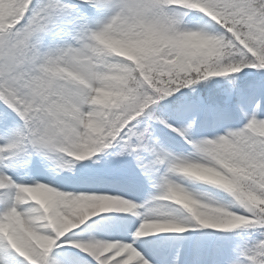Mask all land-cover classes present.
Segmentation results:
<instances>
[{
  "label": "snow or ice",
  "instance_id": "obj_1",
  "mask_svg": "<svg viewBox=\"0 0 264 264\" xmlns=\"http://www.w3.org/2000/svg\"><path fill=\"white\" fill-rule=\"evenodd\" d=\"M0 264H264V0H0Z\"/></svg>",
  "mask_w": 264,
  "mask_h": 264
}]
</instances>
